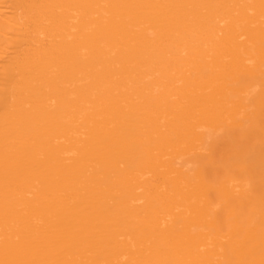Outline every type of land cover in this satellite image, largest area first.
Listing matches in <instances>:
<instances>
[{
  "label": "bare ground",
  "instance_id": "6f19581e",
  "mask_svg": "<svg viewBox=\"0 0 264 264\" xmlns=\"http://www.w3.org/2000/svg\"><path fill=\"white\" fill-rule=\"evenodd\" d=\"M0 264H264V0H0Z\"/></svg>",
  "mask_w": 264,
  "mask_h": 264
}]
</instances>
